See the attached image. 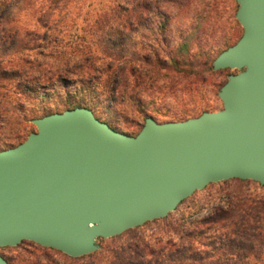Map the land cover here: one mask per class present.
<instances>
[{
  "label": "rangeland",
  "instance_id": "obj_1",
  "mask_svg": "<svg viewBox=\"0 0 264 264\" xmlns=\"http://www.w3.org/2000/svg\"><path fill=\"white\" fill-rule=\"evenodd\" d=\"M143 1L147 8L141 11V19H135L134 28L127 26L122 33L94 25L100 18L101 7L109 0H77L70 9L58 10L52 15L53 24L46 36L47 28L37 22L33 12L21 11L11 16L19 34L12 36L0 29V62L21 66L26 60L30 65L28 69L31 64L35 69L26 68L27 76L19 73L20 76L14 79L17 83L10 86L12 100L0 103V113H4L0 114V149L17 145L36 131L31 119L62 111L70 107L71 102L89 104L99 119L131 135L139 133L147 117L161 123L182 121L204 111L223 108L219 91L228 76L239 70L209 71L204 61L207 52L216 59L241 37L243 27L236 18L237 0ZM150 2H153L151 8ZM200 19L204 21L202 28L198 26ZM193 32L187 48L189 52H180L179 47ZM99 35L115 43L107 44L108 52L119 54L120 64H125L123 77L127 86L116 96H113L115 83L105 74L95 73V78L80 75L78 66L87 60L88 53L94 56L91 61L104 56L98 43ZM177 58L184 64H175L173 60ZM96 64L103 65L102 59L96 60ZM65 65L70 70L68 75L65 73L58 82L47 80L50 71L60 72ZM27 79L31 80L30 85ZM28 88L33 89L29 91ZM3 91L0 86V100ZM234 196L248 197L262 205L264 185L236 178L211 183L185 199L167 217L148 221L112 238L99 239L97 251L119 250L121 255L118 258L125 264H130L129 261L142 264H229L225 262L227 259L236 260V255L241 254L252 255L258 263L264 260V238L259 235L252 236L248 242L233 240L223 236L227 230L215 231L213 227L205 231V236L193 239V250L183 254L176 252L177 246L167 241L173 239L179 244V237L201 228L203 221ZM261 218L264 222V216ZM151 249L156 250L150 253ZM97 251L73 258L60 251L38 247L30 241L0 247V254L11 260V264H25L22 260L26 258L29 262L51 264H101V255L94 254ZM235 264L244 262L237 259Z\"/></svg>",
  "mask_w": 264,
  "mask_h": 264
},
{
  "label": "water",
  "instance_id": "obj_2",
  "mask_svg": "<svg viewBox=\"0 0 264 264\" xmlns=\"http://www.w3.org/2000/svg\"><path fill=\"white\" fill-rule=\"evenodd\" d=\"M237 2L243 34L213 62L239 70L219 91L222 109L147 117L131 135L76 107L32 119L37 130L0 151V247L33 241L81 257L211 183L264 185V0Z\"/></svg>",
  "mask_w": 264,
  "mask_h": 264
},
{
  "label": "trees",
  "instance_id": "obj_3",
  "mask_svg": "<svg viewBox=\"0 0 264 264\" xmlns=\"http://www.w3.org/2000/svg\"><path fill=\"white\" fill-rule=\"evenodd\" d=\"M77 0H1L0 1V29H2L5 32H9L12 34V36L19 34L17 31L18 29H15V23L14 19L11 17L14 15V13H19L21 11H31L33 12L32 14L37 17V22L43 26L44 28H47V31H45L44 36L48 35L49 33V27L52 26V15L57 12L58 10L62 9H70L74 3ZM37 2V4H36ZM151 4L153 2L149 3V8H151ZM102 11L99 13V19H97L94 22V25L97 28H109V31L111 32L114 30L117 33H122V29L125 27H133L135 26V19H141V11L145 8H147V3L143 0H132V1H127V0H109L108 4H106L104 7H101ZM131 16L133 19H131ZM130 17V18H129ZM133 20V21H130ZM112 21L114 23H112ZM204 24V21L200 19L198 21V26L202 28V25ZM198 26L196 27L195 30L198 29ZM204 26V25H203ZM130 28V29H131ZM103 31V30H102ZM107 31V32H109ZM201 31V29H200ZM104 32H102L103 34ZM106 33V32H105ZM108 34V33H106ZM194 32L191 33L189 38L185 41H183L182 45L179 47V51H185L186 53L189 52L187 51L188 45L190 46V42L192 39ZM243 34V33H242ZM100 36V35H99ZM242 36V35H241ZM101 39L98 41L101 47V52L104 55L103 57H98L96 60L102 59L103 65H97L96 60L92 57H94L92 54L88 53V55L85 57L87 59L80 67V75L87 76L89 78L93 77V74L95 73H100L105 74L109 79H112L114 84L113 90L116 96V93L119 92H124V87L127 86V81H124V69L125 64H120V56L119 54H115L111 51L109 54L108 52V47L107 44H115L112 42L110 39H102V35L100 36ZM238 41V40H237ZM236 41V42H237ZM18 42V41H17ZM235 42V43H236ZM234 43V44H235ZM233 45V44H232ZM230 47V46H229ZM89 52L92 51L90 47H88ZM226 50V49H225ZM110 58V59H109ZM193 58V57H192ZM215 59L212 58L211 53L207 52L205 56V61H204V66L208 68L209 71H214V62ZM175 64H184L183 60L180 58H177L173 60ZM30 62V61H29ZM89 62V63H88ZM27 61L23 60L21 63V66L19 65H14L11 62L9 63H2L0 62V86L3 91L0 103H6L8 100H12V90L10 89L11 84H14V79L19 73H23L26 75V68H29V64L27 65ZM66 68H63L62 71H50L51 76L48 77V81H60L61 77L67 73L69 74V69L67 65H65ZM106 68H103V67ZM20 67V68H18ZM37 67V66H36ZM156 68V67H153ZM35 65L31 64L30 69L28 70H34ZM50 68V70H52ZM57 70V69H55ZM64 73V74H63ZM139 76L141 77L142 72H139ZM18 75L17 77H19ZM27 76V75H26ZM57 77V78H55ZM95 78V77H93ZM17 83V82H16ZM15 83V84H16ZM27 83L30 85L31 80L27 79ZM19 85V82H18ZM16 85V87L18 86ZM96 88V87H95ZM94 88V90H95ZM30 88H28L29 90ZM33 88H31L29 91H31ZM13 100L15 98L13 97ZM10 103V102H8ZM76 107H88L90 109L91 106L86 103L82 104H75L73 102L70 103V107H67L66 109L58 112H63L67 109H73ZM93 110V109H92ZM94 111V110H93ZM6 113V112H5ZM55 113V112H53ZM4 114V113H0ZM51 113H45L43 116L48 115ZM41 116V117H43ZM34 119V118H33ZM32 121V119H31ZM146 121V120H145ZM108 123V122H107ZM111 125V124H110ZM112 126V125H111ZM113 127V126H112ZM115 128V127H113ZM116 129V128H115ZM24 141V140H23ZM21 141V142H23ZM19 142V143H21ZM18 143V144H19ZM17 144V145H18ZM16 146V145H14ZM13 146H7L4 147L3 149H7ZM238 179V178H236ZM241 181H246L243 179H238ZM253 181V180H252ZM223 182V181H222ZM256 182V181H255ZM259 183V182H257ZM260 184V183H259ZM262 185V184H260ZM183 202V201H182ZM262 216H264V203L262 205H258L255 201L248 197H242V196H234L233 198H229L228 202L225 204L223 207H218L213 214V216L207 218L205 221H203V225H200L201 228H196L195 230H192L190 232H186L183 234V236L178 238L179 244L177 242H174L173 239H168L167 241L170 243L172 246H177L175 249L176 252H180L181 254L192 251L194 248V242L193 239H197V237H202L205 236L204 234L207 233L205 231H208L209 229H212L215 227V231H221V230H227V233H224L223 236L228 237L229 239H238V240H245L248 242L252 236H261V238H264V222L261 220ZM165 218V217H164ZM207 226V227H205ZM121 235V234H120ZM118 236V235H117ZM103 239V238H101ZM245 241H242L243 243ZM24 242V241H23ZM34 243L35 245H38V247L41 248H48L50 250L54 251H60L54 248H49V247H43L33 241H30ZM236 242V241H234ZM254 248V247H253ZM156 250V249H155ZM154 249L149 250L150 253L155 252ZM62 252V251H60ZM64 253V252H62ZM102 251H97L94 254H100L101 256L100 261L101 264H125L122 260L118 258L119 255H121L119 250H110L107 253H104ZM66 254V253H64ZM68 255V254H66ZM69 257H72L68 255ZM170 257V255H169ZM236 260L239 259V261H243L244 264H264V260H260L258 263H255L253 260L252 255L248 254H241V255H236ZM76 258V257H73ZM8 260V259H7ZM235 259H227L225 262H229V264H235L236 263ZM22 261L25 262V264H51V263H42V262H29V258L23 259ZM154 260H150L149 262H152ZM155 261H158L157 259ZM9 264H11V260H8ZM128 263L130 264H142L141 262H134V261H129ZM54 264V263H53ZM58 264V263H57ZM158 264H161L159 262Z\"/></svg>",
  "mask_w": 264,
  "mask_h": 264
}]
</instances>
